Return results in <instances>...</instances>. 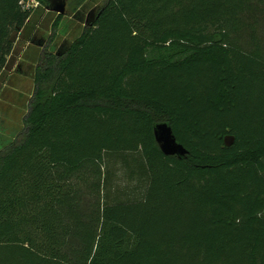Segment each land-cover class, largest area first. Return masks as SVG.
Returning a JSON list of instances; mask_svg holds the SVG:
<instances>
[{
	"label": "trees",
	"instance_id": "obj_1",
	"mask_svg": "<svg viewBox=\"0 0 264 264\" xmlns=\"http://www.w3.org/2000/svg\"><path fill=\"white\" fill-rule=\"evenodd\" d=\"M27 1L0 0V77L51 5ZM252 11L104 0L64 54L41 48L26 127L0 139V264H264V56L232 37Z\"/></svg>",
	"mask_w": 264,
	"mask_h": 264
},
{
	"label": "rangeland",
	"instance_id": "obj_2",
	"mask_svg": "<svg viewBox=\"0 0 264 264\" xmlns=\"http://www.w3.org/2000/svg\"><path fill=\"white\" fill-rule=\"evenodd\" d=\"M104 0H98L86 10L78 4V0H67L66 13L56 28V34L51 45H56V51L64 47L62 54L68 46L74 45L86 30V23L90 13L98 11ZM253 11L250 17L255 31L242 30L232 34L241 46L246 49H260L264 56V2L252 0ZM36 7V6H34ZM59 13L47 10L40 11L34 17L38 21L36 29L20 32L13 55L10 58L6 72L0 77V139L6 144L19 132L24 131L25 118L30 111V101L35 91L34 74L37 59L42 45L32 42L33 39H50L54 33V21ZM244 22L247 20L244 19ZM247 31V32H245ZM26 36V37H25ZM119 168V165L117 166ZM118 181H121L118 179ZM129 186L138 184L137 180H128Z\"/></svg>",
	"mask_w": 264,
	"mask_h": 264
},
{
	"label": "water",
	"instance_id": "obj_3",
	"mask_svg": "<svg viewBox=\"0 0 264 264\" xmlns=\"http://www.w3.org/2000/svg\"><path fill=\"white\" fill-rule=\"evenodd\" d=\"M67 0H51L49 10L56 11L59 14L66 13ZM94 13L93 11L90 15ZM87 23H90L88 19ZM64 51V47L60 48L58 53L61 54ZM154 134L156 141L158 142L162 152L166 155H178L184 157L188 153V149L177 139L172 125L168 121H159L154 124ZM226 145H232L234 143V136H225Z\"/></svg>",
	"mask_w": 264,
	"mask_h": 264
},
{
	"label": "flooded vegetation",
	"instance_id": "obj_4",
	"mask_svg": "<svg viewBox=\"0 0 264 264\" xmlns=\"http://www.w3.org/2000/svg\"><path fill=\"white\" fill-rule=\"evenodd\" d=\"M40 45H42L43 47L42 48H44V47H48V46H50L51 45V41H50V39H46V38H43L42 40H39V41H37ZM54 47L56 46V45H53Z\"/></svg>",
	"mask_w": 264,
	"mask_h": 264
},
{
	"label": "built area",
	"instance_id": "obj_5",
	"mask_svg": "<svg viewBox=\"0 0 264 264\" xmlns=\"http://www.w3.org/2000/svg\"><path fill=\"white\" fill-rule=\"evenodd\" d=\"M23 5H24V7L29 8V7L37 6L38 2L36 0H28Z\"/></svg>",
	"mask_w": 264,
	"mask_h": 264
}]
</instances>
